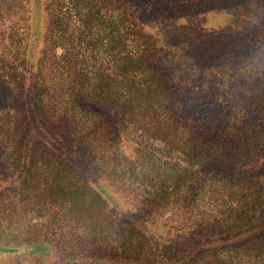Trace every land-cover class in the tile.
I'll use <instances>...</instances> for the list:
<instances>
[{"label": "trees", "instance_id": "trees-1", "mask_svg": "<svg viewBox=\"0 0 264 264\" xmlns=\"http://www.w3.org/2000/svg\"><path fill=\"white\" fill-rule=\"evenodd\" d=\"M6 7L8 14L27 17L23 40L14 46L7 67L20 70L22 90L30 89L37 113L51 127L48 108L56 111L51 100L58 93L62 116L74 125L65 133L78 139L84 162L119 197L146 217L199 241L257 227L258 234L246 240L200 248L199 253L221 256L213 264H264V73L247 78L251 85L236 101L226 96L218 113L198 118L168 87L159 66L161 47L129 1L9 0ZM257 34L264 36V31ZM0 65L6 67L2 58ZM90 104L120 115L110 117L116 122L106 139L86 110ZM244 108L250 118H241ZM232 114L240 117L238 124ZM54 163L64 175L48 184L52 197L86 209L92 218L89 234L96 249L76 246L73 252L100 249L93 252L101 264H202L195 258L178 260L185 247L171 242L165 246L168 253L155 256L156 237L151 243H133L143 231L109 209L107 199L68 163L58 158ZM69 171L80 184L66 183ZM102 210L109 221L99 225Z\"/></svg>", "mask_w": 264, "mask_h": 264}, {"label": "rangeland", "instance_id": "rangeland-1", "mask_svg": "<svg viewBox=\"0 0 264 264\" xmlns=\"http://www.w3.org/2000/svg\"><path fill=\"white\" fill-rule=\"evenodd\" d=\"M127 1L139 11L145 31L153 35L161 47L159 66L168 87L191 105L198 118L218 113L225 105L226 96L231 101L241 97L240 93L251 85L247 78L254 80V73H264V36L257 34L258 29L264 31V0ZM8 2H0V58L6 66L0 65V264L102 263L99 253L93 252L100 249L95 250L91 245L90 212L52 197L55 195L48 184L55 182L52 178L56 175H64L62 167L54 163L56 158L81 174L123 221L143 231L144 236L135 234L133 243H151L154 237L158 238V245L152 250L155 256L157 252L168 253L165 246L171 242L185 247V253L178 260L187 257L202 264H213L211 260L216 263L221 256L200 254V248L236 244L258 234L260 230L253 227L234 236L199 241L146 217L119 197L103 175L84 162L83 151L77 150L78 139L65 133L74 125L66 124L58 93L51 100L56 111L48 108L53 114L51 127L37 113L30 89L22 90L20 70L7 67L12 62L14 46L23 40L27 25L25 15L8 14ZM42 45L41 38L37 41L35 58ZM225 73L229 76H223ZM229 105L233 107V103ZM86 106V110L94 114V126L106 139L109 128H113L110 124L120 115L115 110L108 114L103 106ZM112 116L114 119H110ZM240 116L250 118L252 113L244 108V116ZM86 118L84 116L83 120ZM231 119L238 124L240 117L232 114ZM90 122L91 119L87 121ZM67 174L64 178L70 187L80 184L72 172ZM101 220L109 221L104 210L99 213V225ZM96 237L102 235L96 234ZM97 244L105 247L104 241ZM76 246L95 249L77 253L72 251Z\"/></svg>", "mask_w": 264, "mask_h": 264}]
</instances>
